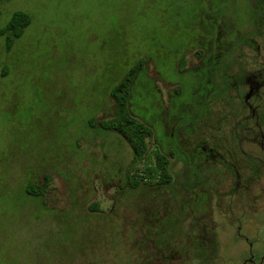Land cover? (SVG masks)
<instances>
[{"label": "rangeland", "instance_id": "1", "mask_svg": "<svg viewBox=\"0 0 264 264\" xmlns=\"http://www.w3.org/2000/svg\"><path fill=\"white\" fill-rule=\"evenodd\" d=\"M259 1L0 0V28L30 17L0 37V264H264ZM139 61L128 106L167 183L132 185L100 124Z\"/></svg>", "mask_w": 264, "mask_h": 264}, {"label": "trees", "instance_id": "2", "mask_svg": "<svg viewBox=\"0 0 264 264\" xmlns=\"http://www.w3.org/2000/svg\"><path fill=\"white\" fill-rule=\"evenodd\" d=\"M260 1L255 3L254 9L259 5ZM253 8V7H252ZM251 8V10H252ZM252 10V18L254 19L256 10ZM210 20V19H209ZM30 23V17L23 12H16L12 15L8 23L0 28V37L5 36L7 46L12 44V40L19 38L24 29ZM211 31H213V21L209 23ZM209 29V30H210ZM202 55V52L198 53ZM205 58H210L209 55L205 54ZM142 62L139 61L133 65L126 73L124 78L113 87L111 90V96L115 102V115L113 118L103 121L100 124L103 128L113 130L119 135H121L132 149L133 158L130 164V169L132 170L131 182L132 185H138L139 183L148 182L153 184L157 175L159 177L157 183H167L169 181V174L167 171V161L158 152L155 151L156 162H151V155L146 153V138L150 135V129L141 121L134 118L129 110L128 101L130 98V86L133 79L139 72ZM143 160V169L138 170V164ZM47 185V180L42 186H33L28 184L25 187L26 193L29 195L38 196L44 190Z\"/></svg>", "mask_w": 264, "mask_h": 264}]
</instances>
